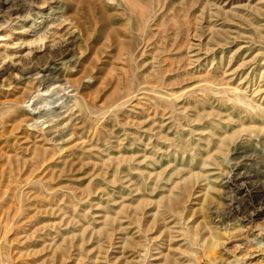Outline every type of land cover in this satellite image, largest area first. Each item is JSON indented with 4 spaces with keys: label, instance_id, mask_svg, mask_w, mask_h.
Masks as SVG:
<instances>
[{
    "label": "rangeland",
    "instance_id": "obj_1",
    "mask_svg": "<svg viewBox=\"0 0 264 264\" xmlns=\"http://www.w3.org/2000/svg\"><path fill=\"white\" fill-rule=\"evenodd\" d=\"M258 251L264 0H0V264Z\"/></svg>",
    "mask_w": 264,
    "mask_h": 264
},
{
    "label": "bare ground",
    "instance_id": "obj_2",
    "mask_svg": "<svg viewBox=\"0 0 264 264\" xmlns=\"http://www.w3.org/2000/svg\"><path fill=\"white\" fill-rule=\"evenodd\" d=\"M107 14H108V13H107ZM203 16H204V15H203ZM73 147H75V146H73ZM110 225H111V224H110ZM111 228H112V227L108 228V229L106 230V232H105V231H104V232L108 235V233L113 229V228H112V229H111ZM103 236H104V235H103ZM105 236H106V235H105ZM64 252H65V250H64ZM258 252H259V251H258ZM258 252H257V255H256V254H255V255H249L248 258H249V259H250V258H251V259H254V258H257V257H259V258H264V253H262V252H259V253H258Z\"/></svg>",
    "mask_w": 264,
    "mask_h": 264
}]
</instances>
